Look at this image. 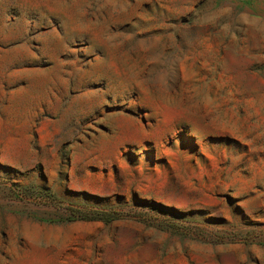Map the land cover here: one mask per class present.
I'll return each mask as SVG.
<instances>
[{"label":"rangeland","instance_id":"rangeland-1","mask_svg":"<svg viewBox=\"0 0 264 264\" xmlns=\"http://www.w3.org/2000/svg\"><path fill=\"white\" fill-rule=\"evenodd\" d=\"M0 264H264V0H0Z\"/></svg>","mask_w":264,"mask_h":264}]
</instances>
